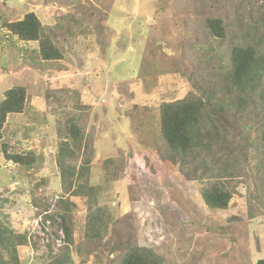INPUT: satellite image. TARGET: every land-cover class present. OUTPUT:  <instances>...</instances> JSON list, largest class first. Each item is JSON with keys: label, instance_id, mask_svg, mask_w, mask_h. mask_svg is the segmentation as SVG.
<instances>
[{"label": "rangeland", "instance_id": "374dc122", "mask_svg": "<svg viewBox=\"0 0 264 264\" xmlns=\"http://www.w3.org/2000/svg\"><path fill=\"white\" fill-rule=\"evenodd\" d=\"M237 3L0 0V102L11 88L25 90L22 112L9 114L0 130V227L27 239L16 247L17 264H44L57 254L68 255L64 264H119L134 246L150 248L162 264L264 259V176L253 132L227 124L229 136L252 140L232 169L233 196L218 210L204 205L202 184L182 173L160 131L164 103L225 83L229 37L215 38L206 21L234 23ZM27 13L43 29L40 40H19L7 27ZM41 40L58 59L42 57ZM215 99L225 104L226 96ZM62 142L76 152L63 154L67 166L89 159L77 182L83 195L74 194L73 182L63 191ZM15 155L22 163L6 158ZM101 215L102 235L85 234L86 219ZM0 257L8 259L5 249Z\"/></svg>", "mask_w": 264, "mask_h": 264}, {"label": "trees", "instance_id": "16d2710c", "mask_svg": "<svg viewBox=\"0 0 264 264\" xmlns=\"http://www.w3.org/2000/svg\"><path fill=\"white\" fill-rule=\"evenodd\" d=\"M254 1L240 0L241 3H237L239 10L236 11L238 16L234 23H222L219 19L206 21L207 29L215 38L229 37V69L220 90L212 87L213 90L198 96L189 93L184 99L164 103L160 108L162 139L176 157L182 173L202 184L201 199L209 209L223 210L227 207L233 196L229 188V182L235 177L232 169L235 168V163L243 152L245 141L249 140L246 137L243 141H237L233 135L229 136V128L235 131L247 129L253 132V138H256V143L260 147L256 151L262 160L260 167L264 176V0L261 4H254ZM255 7H258V10ZM7 25L19 40L37 41L43 37V29L33 13H27L21 20ZM39 44L40 53L45 60L58 59V52L48 40H41ZM218 92L226 96L225 104L220 100L215 101ZM24 101L23 87H14L5 92L4 99L0 102V130L9 114L22 112ZM208 110H212L217 117L215 118ZM222 112L232 117V121L223 118ZM220 120L223 123H220ZM78 144L81 143L74 142L73 148L80 152L81 149L77 148ZM66 148L67 144L62 142L61 155L57 158L60 180L65 193L72 189V182L77 183L81 180L89 164V159H86L78 168L67 166L63 154L69 151L73 156L76 152ZM88 152L91 153L90 150ZM218 156H222L225 160L219 161ZM6 158L15 163H22L19 155ZM210 160L214 162L210 163ZM75 170L78 171L76 173L78 176L73 178ZM221 178L225 180L221 181ZM83 187L82 183H77L74 194L83 195L85 193ZM59 203L64 205L63 202ZM65 206L69 210L68 204ZM61 219L65 238L69 241L70 229L67 223L65 224V218L61 217ZM106 223L104 215L96 219L88 217L85 234L100 237ZM26 240L25 235H16L8 228L0 227V248L5 249L8 255L7 260L0 257V264H17L16 247L26 244ZM60 256L57 254V257L51 255L45 257L44 264L68 263V255L62 258ZM119 264H162V259L150 248L134 246L125 253ZM255 264H264V259L257 260Z\"/></svg>", "mask_w": 264, "mask_h": 264}]
</instances>
